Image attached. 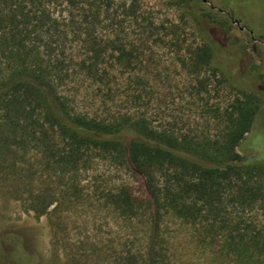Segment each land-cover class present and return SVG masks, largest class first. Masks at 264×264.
<instances>
[{
	"label": "rangeland",
	"instance_id": "rangeland-1",
	"mask_svg": "<svg viewBox=\"0 0 264 264\" xmlns=\"http://www.w3.org/2000/svg\"><path fill=\"white\" fill-rule=\"evenodd\" d=\"M47 5L59 31L66 34L59 42V54L76 56L79 63L92 38L104 52L99 68L107 73L110 93L83 76L74 86L64 87L72 104L84 112L141 114L157 130L215 136L212 112L223 109L236 94L228 85L230 79L253 84L264 94V40L257 37L264 33L262 0H80L75 7L55 0ZM194 9L200 13L195 20L215 44V61L225 73L201 69V77L206 78L203 87L190 65L192 53L205 44L188 13ZM118 48L132 51L133 62L117 63ZM3 134L0 130L1 138ZM245 139L242 155L261 160L258 164L264 168V113ZM10 146L0 151V264H207L214 255L201 251L211 249L214 241L186 236V231L192 234L191 226L171 219L162 227L167 243L162 248L168 251L160 255L162 259L156 257L159 245L155 249V241L150 244L144 180L109 160L93 159L82 173L81 185L88 194L70 208L65 205L57 216L37 218L30 210L31 201L54 178L47 177L38 146ZM119 186L140 201L139 215L128 217L107 203L105 191ZM228 211L232 218L244 216L264 225V202L251 211L235 206Z\"/></svg>",
	"mask_w": 264,
	"mask_h": 264
},
{
	"label": "trees",
	"instance_id": "trees-1",
	"mask_svg": "<svg viewBox=\"0 0 264 264\" xmlns=\"http://www.w3.org/2000/svg\"><path fill=\"white\" fill-rule=\"evenodd\" d=\"M54 1L0 0V130L4 132L0 151L11 149L10 145L23 148L33 143L41 149L47 177L54 178L31 201L30 210L38 218L57 216L65 205L70 208L88 194L80 178L92 160H109L144 180L150 244L155 241V249L159 245L156 257L162 259L164 255H160L168 251L162 248L167 247L162 227L173 219L191 226L192 234L186 231V236L216 243L211 249L197 248L203 255L214 253L207 264H264V225L244 216L232 218L228 211L231 206L251 211L264 202L261 160L243 156L241 148L264 113L262 91L230 79L228 85L236 94L223 109L213 110L215 136L157 130L141 114L84 112L72 104L64 87L74 86L83 76L110 93L107 73L99 68L104 52L92 38L79 63L76 56L59 54V42L66 34L59 31L57 18L49 12L47 3ZM62 1L72 7L80 3ZM191 12L188 10L205 44L192 53L190 65L203 87L206 78L201 77V69L208 68L214 75L224 72L215 61V44L195 20L200 13L195 9ZM202 15L212 20L211 15ZM117 50V63L133 62L132 51ZM105 194L115 212L139 215L140 201L126 187Z\"/></svg>",
	"mask_w": 264,
	"mask_h": 264
},
{
	"label": "flooded vegetation",
	"instance_id": "flooded-vegetation-1",
	"mask_svg": "<svg viewBox=\"0 0 264 264\" xmlns=\"http://www.w3.org/2000/svg\"><path fill=\"white\" fill-rule=\"evenodd\" d=\"M261 10H262V12H263V14H264V0H262V5H261ZM251 33V32H250ZM257 37L258 38H261L262 40H264V33H263V35L262 36H260L259 34L257 35ZM215 59H216V50H215Z\"/></svg>",
	"mask_w": 264,
	"mask_h": 264
},
{
	"label": "water",
	"instance_id": "water-1",
	"mask_svg": "<svg viewBox=\"0 0 264 264\" xmlns=\"http://www.w3.org/2000/svg\"><path fill=\"white\" fill-rule=\"evenodd\" d=\"M250 34H252V33H250Z\"/></svg>",
	"mask_w": 264,
	"mask_h": 264
}]
</instances>
